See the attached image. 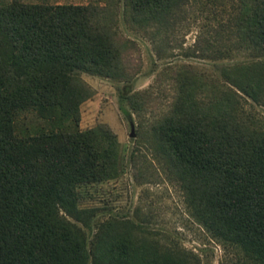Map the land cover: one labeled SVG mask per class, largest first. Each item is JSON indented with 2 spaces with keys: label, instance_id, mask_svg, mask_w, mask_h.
Returning a JSON list of instances; mask_svg holds the SVG:
<instances>
[{
  "label": "trees",
  "instance_id": "1",
  "mask_svg": "<svg viewBox=\"0 0 264 264\" xmlns=\"http://www.w3.org/2000/svg\"><path fill=\"white\" fill-rule=\"evenodd\" d=\"M174 1L126 3L131 18L145 22ZM243 2L236 23L264 50V0ZM108 18L92 0H0V264H197L177 246L136 242L110 221L88 245L67 217L80 211V186L119 173L115 132L103 123L79 126V106L91 94L80 74L115 76L121 69ZM263 66L225 69L232 86L205 104L183 82L151 125L190 215L254 264H264V127L240 120L236 107L239 91L259 100ZM22 113L32 119H20Z\"/></svg>",
  "mask_w": 264,
  "mask_h": 264
},
{
  "label": "rangeland",
  "instance_id": "2",
  "mask_svg": "<svg viewBox=\"0 0 264 264\" xmlns=\"http://www.w3.org/2000/svg\"><path fill=\"white\" fill-rule=\"evenodd\" d=\"M92 1L107 9L122 65L115 76L80 74L91 94L79 106V126L103 123L115 132L119 173L80 186V211L67 217L81 227L88 245L110 221L136 242L144 237L158 249L177 246L197 257V264H254L243 250L223 244L190 215L183 187L155 148L151 131L153 122L172 107L183 82L200 103H209L232 86L225 69L264 60V50L236 23L244 0H175L165 14L145 22L131 18L126 0ZM259 72L264 73V66ZM239 93V119L264 127V87L258 101ZM23 118L32 115L22 113Z\"/></svg>",
  "mask_w": 264,
  "mask_h": 264
},
{
  "label": "water",
  "instance_id": "3",
  "mask_svg": "<svg viewBox=\"0 0 264 264\" xmlns=\"http://www.w3.org/2000/svg\"><path fill=\"white\" fill-rule=\"evenodd\" d=\"M132 135H133V132H132Z\"/></svg>",
  "mask_w": 264,
  "mask_h": 264
}]
</instances>
